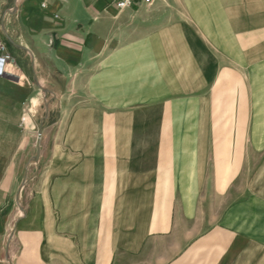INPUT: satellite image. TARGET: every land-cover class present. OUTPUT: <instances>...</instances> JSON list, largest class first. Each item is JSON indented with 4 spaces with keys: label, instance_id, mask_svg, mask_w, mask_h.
I'll use <instances>...</instances> for the list:
<instances>
[{
    "label": "crops",
    "instance_id": "1",
    "mask_svg": "<svg viewBox=\"0 0 264 264\" xmlns=\"http://www.w3.org/2000/svg\"><path fill=\"white\" fill-rule=\"evenodd\" d=\"M1 32L0 257L264 264V0H0Z\"/></svg>",
    "mask_w": 264,
    "mask_h": 264
},
{
    "label": "rangeland",
    "instance_id": "2",
    "mask_svg": "<svg viewBox=\"0 0 264 264\" xmlns=\"http://www.w3.org/2000/svg\"><path fill=\"white\" fill-rule=\"evenodd\" d=\"M142 20V13L139 9H127L118 11L114 16H112L110 22L108 21L102 25L96 26L95 20H86L82 27L84 30V36H125L124 33H126V30L131 31L132 36H141L143 31ZM1 36H3V43L7 45L13 59H20L17 55L20 53L18 52L16 46L4 37L6 34L3 32H1ZM9 240L11 244L9 243V247L6 249L7 252L3 250L2 257H0V264H14L13 248H11L13 234H11Z\"/></svg>",
    "mask_w": 264,
    "mask_h": 264
},
{
    "label": "built area",
    "instance_id": "3",
    "mask_svg": "<svg viewBox=\"0 0 264 264\" xmlns=\"http://www.w3.org/2000/svg\"><path fill=\"white\" fill-rule=\"evenodd\" d=\"M119 9L133 6L136 2L152 4L154 0H114ZM44 6V5H43ZM13 60V56L5 43H0V74L5 73V66Z\"/></svg>",
    "mask_w": 264,
    "mask_h": 264
}]
</instances>
